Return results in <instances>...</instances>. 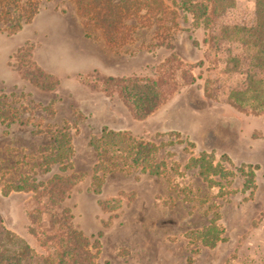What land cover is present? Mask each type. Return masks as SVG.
Segmentation results:
<instances>
[{
	"label": "rangeland",
	"instance_id": "rangeland-1",
	"mask_svg": "<svg viewBox=\"0 0 264 264\" xmlns=\"http://www.w3.org/2000/svg\"><path fill=\"white\" fill-rule=\"evenodd\" d=\"M33 1L31 23L0 33V230L21 231L44 257L42 234L72 216L98 264H264V114L229 106L248 60L218 40L221 25H252L255 1L216 10L208 29L194 28L181 0H125L114 28L103 22H116L110 14L84 21L77 6L94 0ZM159 74L173 79L169 100L182 92L183 101L143 120L89 83ZM104 127L157 146L160 175L99 158L89 142ZM201 153L215 173L200 175ZM99 163L105 173L93 180Z\"/></svg>",
	"mask_w": 264,
	"mask_h": 264
},
{
	"label": "trees",
	"instance_id": "trees-1",
	"mask_svg": "<svg viewBox=\"0 0 264 264\" xmlns=\"http://www.w3.org/2000/svg\"><path fill=\"white\" fill-rule=\"evenodd\" d=\"M103 1V3L102 0L81 2L77 9L82 13L84 21L98 20L99 12L101 18L105 15V19L108 18L107 14H110L114 20L116 19V22L112 20L107 23V20H103L106 27H119L124 16L123 5L125 0ZM254 1L252 25H221L218 28V40L239 44L248 60L245 83L242 88L230 92L227 99L228 104L241 114L259 116L264 114V0ZM39 8L38 1L0 0V33L8 36L17 34L24 25L32 22L38 14ZM180 8L184 13L191 15L194 28L208 29L214 23L215 11L235 9L236 0H181ZM102 9L105 10L101 11ZM157 78L132 75L121 78L107 77L99 81L93 79L94 82L89 83H93L95 88L106 97L110 98L116 94L135 117L143 120L162 107L169 100L174 90L173 79L165 84L163 80L161 82L160 74ZM56 141L58 142L57 139H55ZM89 145L99 158L102 152H109L114 160L122 161L124 158L128 161L130 159L131 163L140 168L142 172L154 176L160 175L161 166L155 164L152 158L153 154L158 151L157 146L153 143L143 142L134 139L126 132H116L104 127L101 129V135L91 140ZM56 155L59 156L60 151H57ZM207 157L210 158L205 153H201L198 158L192 159L194 165L199 169L200 175L204 177L208 176L210 172L215 173L212 163L206 162ZM102 166L101 163L94 166L93 180L100 179L99 174L105 173L102 172ZM114 170L121 171V168L114 166L107 172ZM67 179L68 182L73 180L72 177ZM72 183L77 184V180H73ZM14 190L16 192L28 191L21 186L15 187ZM93 193L99 194L100 191L93 190ZM62 201L61 199L58 202L53 201V206L59 207ZM64 212L67 213L66 210ZM71 220H73L72 216L68 218L63 216L58 220L54 218L51 231L42 234L45 239L42 246L47 251V255L44 257L38 256L16 234L5 228L1 229L0 264H98V252L97 250L94 251L96 247L72 226ZM218 242H220L219 236L211 245L215 246Z\"/></svg>",
	"mask_w": 264,
	"mask_h": 264
},
{
	"label": "crops",
	"instance_id": "crops-1",
	"mask_svg": "<svg viewBox=\"0 0 264 264\" xmlns=\"http://www.w3.org/2000/svg\"><path fill=\"white\" fill-rule=\"evenodd\" d=\"M183 94H182V92H181V94H178L176 97H174V98H172L171 100H168L162 107H163V109H164V107H168L170 104H172V103H174L173 104V106L174 105H177V104H179V103H181L182 101H183V96H182ZM230 106V105H229ZM162 107L159 109V110H157L156 112L158 113V111H162ZM234 109V108H233ZM235 110V109H234ZM155 112V113H156ZM239 113V112H238ZM154 114V113H153ZM152 114V115H153ZM244 115V114H243ZM245 116H250V115H245ZM168 130H170L169 128H167ZM164 131H166V126H165V129H164ZM20 207H21V205H20ZM23 210H21V213L23 214V215H21L22 216V219H20V221H21V226H22V224H23V222H24V219L26 220V215L22 212ZM10 229V228H9ZM6 230H8V229H6ZM11 231H14V234H16L18 237H20V238H22V237H24L23 236V234H22V232L21 231H17L14 227H13V229L11 230ZM10 231V232H11ZM23 239V238H22ZM29 243V242H28Z\"/></svg>",
	"mask_w": 264,
	"mask_h": 264
}]
</instances>
